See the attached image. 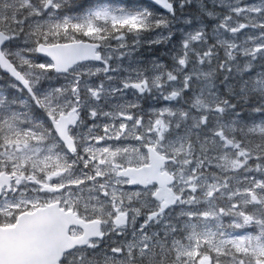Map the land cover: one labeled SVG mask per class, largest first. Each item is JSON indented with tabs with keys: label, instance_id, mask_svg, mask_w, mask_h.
<instances>
[{
	"label": "snow or ice",
	"instance_id": "6c2138e0",
	"mask_svg": "<svg viewBox=\"0 0 264 264\" xmlns=\"http://www.w3.org/2000/svg\"><path fill=\"white\" fill-rule=\"evenodd\" d=\"M0 264H264V0H0Z\"/></svg>",
	"mask_w": 264,
	"mask_h": 264
}]
</instances>
